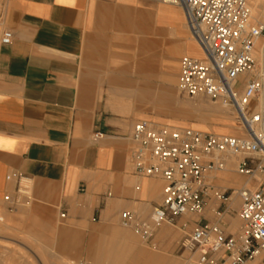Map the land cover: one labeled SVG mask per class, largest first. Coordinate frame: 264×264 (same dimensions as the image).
Listing matches in <instances>:
<instances>
[{
  "label": "crops",
  "instance_id": "1",
  "mask_svg": "<svg viewBox=\"0 0 264 264\" xmlns=\"http://www.w3.org/2000/svg\"><path fill=\"white\" fill-rule=\"evenodd\" d=\"M169 7L0 0V40L4 31L12 34L10 44L0 42V202L17 198V183L7 176L26 179L29 196L21 201L54 226L41 227L53 232L51 239L42 235L41 246L56 259L192 264L180 243L197 222L212 218L153 225L163 182L135 175L131 163L145 87L170 85L178 58L199 51L181 10ZM125 212L151 226L147 242L122 224Z\"/></svg>",
  "mask_w": 264,
  "mask_h": 264
},
{
  "label": "built area",
  "instance_id": "2",
  "mask_svg": "<svg viewBox=\"0 0 264 264\" xmlns=\"http://www.w3.org/2000/svg\"><path fill=\"white\" fill-rule=\"evenodd\" d=\"M146 1L179 8L190 39L202 53L201 58L180 57L178 92L232 110L239 131L218 134L135 122L134 173L163 182L161 204L152 210L151 221L157 226L184 216L198 219L210 211L212 219L197 222L180 249L197 264H250L264 254V20L253 16L251 0ZM11 39V32L4 31L0 42L8 45ZM231 158L232 172L245 181L235 188L218 187L216 174L228 171ZM7 180L17 183V198L6 196L4 201L17 206L22 198L28 199L24 177L14 173ZM232 195L240 202V226L235 231L226 221ZM121 220L125 226L133 225L143 241L151 237V226L129 213Z\"/></svg>",
  "mask_w": 264,
  "mask_h": 264
},
{
  "label": "rangeland",
  "instance_id": "3",
  "mask_svg": "<svg viewBox=\"0 0 264 264\" xmlns=\"http://www.w3.org/2000/svg\"><path fill=\"white\" fill-rule=\"evenodd\" d=\"M251 4L253 8L252 0ZM162 6L169 7L163 4ZM187 37H189V34ZM180 57L178 58V61ZM177 75L178 72L173 74L170 85L165 84L162 80L158 85L145 87V101L143 104L139 105V110L142 113V118L139 120H146L157 125L171 127H191L204 132L210 131L218 133L215 131L229 129L234 132L231 135H239L238 125L232 110L227 108L225 109L217 103H213L202 98H188L181 95L176 88ZM198 105L201 107H198ZM218 134L227 133L221 132ZM225 175L226 174H216L217 178L214 180V184L218 187L235 188L243 184L245 181L243 176L231 173V180L229 183L224 184L221 180L223 176L225 177ZM211 202L212 204L215 203L214 200ZM227 206L230 209V213L228 217H226V221L233 224L230 227V230L235 231L240 226L237 216L240 202L237 198L232 196L230 201L227 203ZM206 213V215L210 217L212 216L210 211H207ZM0 216L4 219V224H1L3 227H7V229L3 228L0 230V264H69L67 261L59 262L50 247L48 248L46 245L44 247L41 246L42 235L43 238L46 239L47 234H49L51 239V235L53 233L51 229L49 232L46 229L42 231L41 227L51 228L54 226L51 223L38 221L43 218V216L39 217L33 214L29 205H24L21 201L19 205L13 206L11 203L1 201ZM23 244L24 246H22ZM20 253L22 255H20ZM40 253H42V255ZM27 257L30 258L28 259ZM262 258H264V254L250 264H260ZM190 263L197 264L193 259Z\"/></svg>",
  "mask_w": 264,
  "mask_h": 264
},
{
  "label": "bare ground",
  "instance_id": "4",
  "mask_svg": "<svg viewBox=\"0 0 264 264\" xmlns=\"http://www.w3.org/2000/svg\"><path fill=\"white\" fill-rule=\"evenodd\" d=\"M252 2H253V15H254V17H255V19L256 20H264V0H252ZM153 34V33H152ZM146 37H147V35H146ZM145 37V38H146ZM154 38V37H153ZM148 40H150V39H148ZM187 40H189V39H187ZM191 40V39H190ZM186 41V40H185ZM192 41V40H191ZM149 42V41H148ZM193 42V41H192ZM147 44H149V43H147ZM147 44H145V46L147 45ZM193 44L195 45V43L193 42ZM156 45H157V43H156ZM143 50V49H142ZM152 50V49H151ZM147 52V51H146ZM194 56H196V57H202V53H200V51H195L194 53ZM151 59V58H150ZM146 60V59H145ZM149 60V59H148ZM156 60V59H155ZM154 61V60H153ZM160 61V60H159ZM152 62V61H151ZM148 63V62H147ZM153 63H155V62H153ZM159 63V62H158ZM198 107H201L200 105H198ZM208 107V106H207ZM206 107V108H207ZM205 108V107H204ZM211 108H213V107H211ZM226 109V108H225ZM228 109V108H227ZM228 112V111H227ZM225 130V129H224ZM215 131V132H218V133H221V132H223V133H227V134H232V133H234L233 132V130H225V131ZM237 130V129H236ZM234 158H231L230 160H229V162H230V168H228V172L226 171V172H224L226 175H225V177L223 176V180H224V184L226 183H229V180H231V176H230V174L232 173V171H230V170H232V168H231V165H232V162H234ZM224 173H219V174H224ZM233 196V195H232ZM231 196V197H232ZM4 216V215H3ZM7 218V217H6ZM3 217L2 216H0V230H2L3 228H5V229H7V227L6 226H4L3 227V225L2 224H4L3 223ZM6 221V220H5ZM9 221V220H8ZM12 222V221H11ZM10 222V223H11ZM2 223V224H1ZM7 223V222H6ZM5 223V224H6ZM2 225V226H1ZM233 224L232 223H230V227L232 226ZM9 226V225H8ZM12 229V228H11ZM10 229V230H11ZM2 232V231H1ZM6 233V232H5ZM6 235V234H5ZM6 236H8V235H6ZM30 237V236H29ZM32 239H33V237H32ZM8 242V241H7ZM22 242V241H21ZM19 244H20V242H19ZM17 245V244H16ZM26 245V244H25ZM22 246H24V244L22 245ZM20 247V246H19ZM28 247V246H27ZM21 248V247H20ZM26 249V248H25ZM20 250V249H19ZM29 250V249H28ZM39 251V250H38ZM37 251V252H38ZM27 252V251H26ZM26 252H25V254H26ZM40 252V251H39ZM21 253H23V252H21ZM20 253V255H22ZM35 253V252H34ZM24 254V255H25ZM41 255H42V253H40ZM28 255V254H27ZM31 255V254H30ZM28 258V257H27ZM30 258V257H29ZM28 258V259H29ZM37 258V257H36ZM258 258V257H257ZM256 258V259H257ZM27 260V259H26ZM57 260L59 261V262H62V260H60V259H58L57 258ZM2 262V261H1ZM9 263H11L10 261H8ZM37 262V261H36ZM40 262V261H39ZM34 263V262H33ZM74 262H71V263H69V264H73ZM12 264V263H11ZM13 264H15V263H13ZM30 264V263H29ZM63 264V263H62Z\"/></svg>",
  "mask_w": 264,
  "mask_h": 264
}]
</instances>
